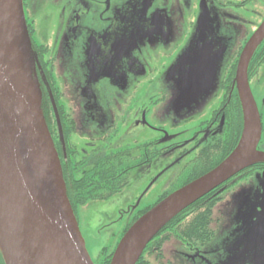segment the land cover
<instances>
[{
	"label": "rangeland",
	"instance_id": "rangeland-1",
	"mask_svg": "<svg viewBox=\"0 0 264 264\" xmlns=\"http://www.w3.org/2000/svg\"><path fill=\"white\" fill-rule=\"evenodd\" d=\"M95 1V14L83 11L75 22L79 26L67 28L61 36L48 23L56 24L58 10L52 21H47L37 8L32 17L35 19L32 39L39 43L45 36V42L55 48L57 55L47 80L50 66L41 67L32 49L37 60L35 79L39 87L42 80L50 95L51 87L60 93L59 103L75 121L76 138L96 136L100 129L114 125L124 144L142 138L148 131L145 128L143 133L125 140L132 136L126 115L135 106L149 108L147 122L169 132L193 127L208 115L219 104L220 82L233 50L264 19V5L260 0H250L244 6H237L240 0H215L232 3L225 9L214 0H207L213 13L207 36L196 27L189 28L188 15L179 16L181 0H170L164 6L158 0V7L151 14L146 12L149 24L114 20L115 6ZM192 2L195 4L197 0ZM223 10L239 20L227 22L222 16ZM23 13L26 19L27 5ZM248 82L262 125L257 149L264 152V69ZM176 158L174 153L155 161L154 177L159 180L143 178L136 182L137 188L128 206L135 201L137 208L153 205L161 184H180L181 177L171 178L184 169L186 160L175 161ZM102 205L92 202L76 209L87 251L97 264L101 261L100 251L103 248L114 251L121 237L113 233L121 223L117 221L121 207L111 219L104 217L103 227H98L97 216ZM211 226L214 237L195 249L182 245L178 238L166 240L164 251L171 264H264V172L251 173L222 193V199L213 208Z\"/></svg>",
	"mask_w": 264,
	"mask_h": 264
},
{
	"label": "flooded vegetation",
	"instance_id": "flooded-vegetation-1",
	"mask_svg": "<svg viewBox=\"0 0 264 264\" xmlns=\"http://www.w3.org/2000/svg\"><path fill=\"white\" fill-rule=\"evenodd\" d=\"M22 1L23 7L27 5L28 14L25 20L30 36L31 47L37 54L41 67L45 66L47 69V67L50 66V70L46 72L48 80L51 76V67L55 62L57 51L55 48L47 45L44 39L45 36L44 38L42 37L39 43L32 39L35 33L33 27L35 19L32 17L35 16L37 8L40 9L42 16L44 15L43 19L47 21H52L55 15L54 12L56 9L58 10L56 24L48 23L53 25V31L61 36L67 28L79 26V23L75 22L79 21L83 11L87 10L89 11L88 15H94L96 11V9L94 10L96 1ZM169 1L170 0H161V6L168 4ZM181 1L179 16L183 17L188 15L187 22L189 28L196 27L197 29L196 20H198L203 4L208 8L207 0H197L195 4L192 0ZM248 1L250 0H240L237 6H244ZM260 1L264 5V1ZM101 2L102 5L112 3L115 6L114 16L112 17L114 20H120L121 22L130 21L131 23H142L145 21L149 24V18L146 12L151 14V10L158 7V0H135V5L133 4V0H101ZM216 4L225 9V6H231L232 3L229 1H218ZM102 5H99V7ZM192 7L194 9L193 11L191 9ZM208 10L209 19L207 28L209 32V23L211 18H213V13L209 8ZM144 11L145 14L142 16ZM45 12H49V14L46 15ZM173 15H175V13H173ZM222 16L227 22H236V20H239V17L233 16L224 10ZM45 29L48 30L46 27ZM198 32L209 36L208 32L201 30ZM251 34L252 33H249L243 43L233 50L231 54L232 58L230 62L226 64L220 82L221 94L219 104L213 107L208 115L200 118L193 127L189 126L186 129L169 132L166 128L152 126V124L150 125L147 122L146 116L149 108L145 106H135L134 110H131L129 114L126 115L129 117V119L125 120H128V129L132 133V136L127 137L125 140L128 138L132 139L134 135L143 133L145 128L148 131L142 138L132 139L127 141L126 144L122 143L123 140L118 135L114 125H109L106 128L100 129L96 136L76 138L75 121L70 115V112L67 113L59 103L61 98L60 93L51 87L52 94L50 95L41 84L42 80L39 81L42 93L43 115L59 157L66 194L75 217L78 207L85 206L92 202L102 203L103 207L101 208V214L97 216V226L103 227L104 217L111 219L113 213L121 207V214L117 220L121 223L113 233L122 236L137 218L154 206L158 201L174 190L205 174L221 162L225 153L229 152L235 146L239 135L240 109L236 96L235 84L232 81V72L235 70L234 66L237 65L242 48ZM45 54H48L47 58ZM261 69H264V44L257 48L255 55L252 56L249 62L248 81L252 82ZM51 99L55 102L57 107L58 120H56L54 116ZM120 117L121 115L118 116V118ZM174 153L177 154L175 161L186 160L184 169L179 173L176 172L171 178L175 179L177 177L178 180L181 177L180 184L174 185L173 182H169L165 185L164 183L161 184L153 205L147 204L142 207L140 206L141 208H137L135 201L128 206L129 201L133 199V190L137 188L136 182L143 180V178L153 182L158 181L159 178L154 177V171L156 169V166L153 168L154 162ZM257 171L264 172V163L254 164L240 171L203 195L188 211H191L190 216L201 214L204 227H200L199 233L193 232L196 229V225L193 226L194 230L191 231L183 229V231H188L189 237L176 236L173 231L175 228L163 230L153 241L146 245L141 254L142 258L139 264H171L164 251L165 242L170 238H176L175 240H177V238L180 239V243L189 249H195L198 246L206 245L215 234L211 226L213 221V208L217 205L218 201L222 199V193L240 179ZM134 178L136 179L133 185ZM177 243H179V241H177ZM110 252L106 248L100 251L101 261L99 264H105V258ZM195 256L197 257L199 254ZM220 261H222L221 258ZM94 263L97 264L96 262ZM0 264H4L1 254Z\"/></svg>",
	"mask_w": 264,
	"mask_h": 264
},
{
	"label": "water",
	"instance_id": "water-1",
	"mask_svg": "<svg viewBox=\"0 0 264 264\" xmlns=\"http://www.w3.org/2000/svg\"><path fill=\"white\" fill-rule=\"evenodd\" d=\"M11 1L18 18L15 32L0 16V254L4 264H95L68 200L43 115L23 1ZM208 19L209 10L203 4L198 31L208 32ZM263 40L264 19L246 41L235 69L233 82L242 114L236 146L217 166L137 218L120 238L109 264H125L136 236L151 225L126 263L136 264L146 245L179 212L240 171L264 163V152L257 149L261 118L248 82L249 62ZM51 104L58 120L52 99ZM248 122L254 131L251 147L240 154Z\"/></svg>",
	"mask_w": 264,
	"mask_h": 264
},
{
	"label": "trees",
	"instance_id": "trees-1",
	"mask_svg": "<svg viewBox=\"0 0 264 264\" xmlns=\"http://www.w3.org/2000/svg\"><path fill=\"white\" fill-rule=\"evenodd\" d=\"M28 30V29H27ZM29 34V33H28ZM264 44V40L261 42V44L258 46L261 47L262 45ZM257 50V49H256ZM255 55V52L254 54ZM234 69H236V65L234 66ZM232 81L234 79V75H235V70L232 72ZM234 83V82H233ZM235 84V83H234ZM236 88V87H235ZM236 96H237V99H238V103H239V109H240V129H239V135H238V138L236 140V144L238 142V139H239V136H240V132H241V128H242V114H241V106H240V102H239V98H238V94H237V90H236ZM235 144V146H236ZM234 146V147H235ZM233 147V148H234ZM233 148L225 153L224 155V158L233 150ZM223 158V159H224ZM222 159V160H223ZM221 160V161H222ZM201 199V197L199 199H197L196 201H194L192 204H190L189 206H187L185 209H183L181 212H179L175 217H173L155 236L154 238L151 240L153 241L158 235L159 233H161L163 230L165 229H173L175 228L173 231H174V234L176 236H185V237H189V234H188V231H191V230H194L193 226L196 225V229L193 231L194 233H199L200 231V227L203 226L204 227V224L202 222V217H201V214H195V215H192L190 216V212L189 209L195 205L196 202H198L199 200ZM190 216V217H189ZM183 227V228H181ZM181 228V229H180ZM183 229L185 230H188V231H183ZM190 229V230H189ZM150 241V242H151ZM113 252V251H112ZM112 252H110L109 255L106 256L105 258V264H108L109 263V260L112 256ZM142 256L139 257L138 261L136 264H139L140 263V260H141Z\"/></svg>",
	"mask_w": 264,
	"mask_h": 264
},
{
	"label": "bare ground",
	"instance_id": "bare-ground-1",
	"mask_svg": "<svg viewBox=\"0 0 264 264\" xmlns=\"http://www.w3.org/2000/svg\"><path fill=\"white\" fill-rule=\"evenodd\" d=\"M0 16L4 19V21L10 25L13 32H15L16 22L18 20L17 14L14 8V5L11 0H0ZM254 131L251 130L249 122L247 123V132L245 135V138L240 145L238 152L240 154L246 153L250 150L251 147V141L253 137ZM6 183V182H5ZM4 183V186H7ZM151 227V225H147L135 238L134 242L132 243V246L130 248V251L127 255L125 264L129 260V257L133 253L135 247L138 246L139 241H141L142 237L145 235V233L148 231V229Z\"/></svg>",
	"mask_w": 264,
	"mask_h": 264
}]
</instances>
